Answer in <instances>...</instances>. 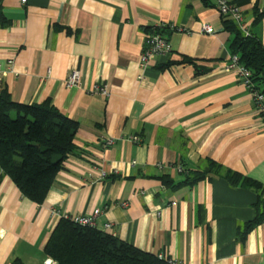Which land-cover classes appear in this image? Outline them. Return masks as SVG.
Returning a JSON list of instances; mask_svg holds the SVG:
<instances>
[{"label":"crops","instance_id":"0c3cea01","mask_svg":"<svg viewBox=\"0 0 264 264\" xmlns=\"http://www.w3.org/2000/svg\"><path fill=\"white\" fill-rule=\"evenodd\" d=\"M255 6L264 0L242 11L264 46ZM0 11L8 20L0 88L17 103L49 100L78 123L75 152L42 203L0 170V264H47L44 246L61 216L96 210L97 229L178 264H264V221L242 238L259 191L212 172L186 183L174 169L193 175L213 161L259 183L264 198V126L225 70L233 35L212 0H0ZM202 22L214 33L201 32ZM159 24L175 26L171 51L141 69L145 37ZM73 69L79 85L67 86ZM99 83L108 96L93 91ZM258 85L264 91V73Z\"/></svg>","mask_w":264,"mask_h":264},{"label":"trees","instance_id":"16d2710c","mask_svg":"<svg viewBox=\"0 0 264 264\" xmlns=\"http://www.w3.org/2000/svg\"><path fill=\"white\" fill-rule=\"evenodd\" d=\"M228 3L242 8L249 0ZM253 14L252 24H256L264 16V7L255 6ZM221 18L224 28L233 35L229 45L231 53L238 55L240 63L251 72L252 81L259 87L264 73V46L251 28L245 34L228 14L221 15ZM7 23L0 11V24ZM77 129L78 123L63 115L49 100L17 103L0 88L1 172L11 178L24 197L42 203L63 162L75 152ZM208 163L207 169L193 175L187 172L184 182L193 183L212 172L221 174L232 186L259 191L254 204L255 216L244 224L243 238L264 221L263 188L250 178L224 169L213 161ZM162 182L166 186L172 185L167 178H162ZM44 253L56 264H169L165 258L141 250L95 226H82L64 217L54 226Z\"/></svg>","mask_w":264,"mask_h":264},{"label":"built area","instance_id":"2783aa9c","mask_svg":"<svg viewBox=\"0 0 264 264\" xmlns=\"http://www.w3.org/2000/svg\"><path fill=\"white\" fill-rule=\"evenodd\" d=\"M215 4V7L220 15L228 14L233 22L238 26V28L247 34L248 25L245 21L244 14L241 7L231 5L228 3L227 0H212ZM21 4H24L26 0H20ZM175 28L172 24H159L155 27L154 31L145 37L143 50L140 55V68L145 69L149 65V60L153 56L158 55H165L171 51L170 43L167 37V32H170ZM180 31H183V28H179ZM200 31L206 34H213L214 28L202 22L200 24ZM225 70L234 72L236 76L240 78L241 83L247 88L249 91L252 103L257 111L259 120L261 121L262 125L264 126V91L257 87L256 84L252 81V74L251 72L245 68L239 61V57L236 54H231L228 63L225 66ZM80 80V73L78 70L73 69L69 72L66 77L65 83L67 86L72 85H79ZM93 91L99 93L100 95L106 97L108 96V90L105 85L103 84H94ZM132 142H139L138 136H132L130 138ZM113 143V139H107L104 143V146H109ZM175 171L181 173H187L185 170L183 171L181 167L177 166L174 168ZM172 205L175 203L172 202ZM53 214L59 215V210L54 209L52 211ZM99 213L96 210L92 216H68L63 215L61 217L71 219L76 224L82 226H95L94 219L96 215ZM111 224L106 223L104 225V229L108 230ZM159 257L165 258L169 264H178L172 258L166 257L163 254H158ZM47 264H56L52 260L47 261Z\"/></svg>","mask_w":264,"mask_h":264},{"label":"bare ground","instance_id":"6f19581e","mask_svg":"<svg viewBox=\"0 0 264 264\" xmlns=\"http://www.w3.org/2000/svg\"><path fill=\"white\" fill-rule=\"evenodd\" d=\"M179 173V172H178Z\"/></svg>","mask_w":264,"mask_h":264}]
</instances>
